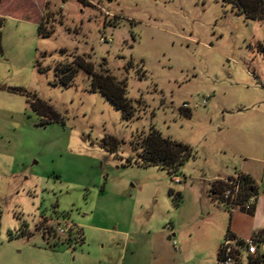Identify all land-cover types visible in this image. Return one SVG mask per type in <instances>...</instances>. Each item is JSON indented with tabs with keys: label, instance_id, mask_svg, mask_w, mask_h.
<instances>
[{
	"label": "rangeland",
	"instance_id": "rangeland-1",
	"mask_svg": "<svg viewBox=\"0 0 264 264\" xmlns=\"http://www.w3.org/2000/svg\"><path fill=\"white\" fill-rule=\"evenodd\" d=\"M262 47L264 23L221 0H0V264H121L139 230H166L177 248L214 235L211 201L227 209L207 180L226 156L204 101L264 95L246 89L264 85ZM75 56L125 82L131 119L83 69L59 82ZM150 127L193 147L176 174L127 163ZM190 252L217 264L213 247Z\"/></svg>",
	"mask_w": 264,
	"mask_h": 264
},
{
	"label": "crops",
	"instance_id": "crops-1",
	"mask_svg": "<svg viewBox=\"0 0 264 264\" xmlns=\"http://www.w3.org/2000/svg\"><path fill=\"white\" fill-rule=\"evenodd\" d=\"M226 89H222L223 97L228 93ZM246 89H256L258 95L259 90L264 89V85L263 82L257 81L255 85H247ZM213 93L214 91L210 94L209 101L215 96ZM206 101V116L209 118V123H212V119L217 120L215 125L217 130L209 133L215 135L214 139H218L213 148L224 158L226 156L223 160L224 165L207 180L210 184L209 189L215 180L225 181L228 178H236L241 173L250 176L254 179L257 190L253 198V212L249 214L240 209L230 212L227 207H225L226 211L221 210L211 201L213 208L208 210L206 215L218 223L214 235L209 230H206V233L202 230V242L192 244L185 242V245L177 248L176 240L171 244L166 241L167 238L174 236L172 234L167 237L166 230H139L134 235L125 237L127 252L125 251L124 256L121 257V264H193L194 258H198L190 252L194 246L213 247L218 264L220 244L228 233L239 238H249L264 228V95L254 99H245V96L225 98L217 106L213 101L210 103ZM186 111L181 107L179 113L184 115ZM186 114L188 115L185 116L186 118H191V109ZM208 137L206 134L205 143ZM213 199L218 201L216 198ZM208 262L209 260L206 259L203 264Z\"/></svg>",
	"mask_w": 264,
	"mask_h": 264
},
{
	"label": "trees",
	"instance_id": "trees-1",
	"mask_svg": "<svg viewBox=\"0 0 264 264\" xmlns=\"http://www.w3.org/2000/svg\"><path fill=\"white\" fill-rule=\"evenodd\" d=\"M225 9L232 14L242 15L246 19L256 20L264 23V0H221ZM47 2L44 3L46 7ZM38 32L42 36H48L43 32L40 24H38ZM264 50V47H262ZM63 52V50H61ZM73 66L67 70H59L62 75L59 77V82L62 85H68L71 83L77 68L83 69L91 78L90 90L99 91L101 95L107 99L115 108L122 112L124 119H131L134 116V108L130 99L126 97V84L116 83L114 79L109 75L98 74L92 69V65L82 59L81 56H75L73 59ZM59 74V73H58ZM34 105L36 103H33ZM49 107V106H48ZM35 108V107H34ZM50 108V107H49ZM189 111L188 108H182ZM51 111V109H49ZM47 111V113L49 112ZM185 112L184 116H188ZM51 113V114H50ZM41 114V113H40ZM45 117L51 115L49 121L56 116L54 112L49 114H41ZM56 119V117H54ZM135 150L139 149L137 158L127 159V163L131 164L134 161L136 164L142 167L156 166L160 169H164L168 174H176L180 167L194 157V150L191 145L185 142H181L170 137H164L159 130L155 127H150L146 136L134 146ZM227 180H237L240 185V191L237 203L242 205L253 194L256 195V183L253 178L246 174H238L236 178H228ZM227 183L223 180H215L212 182L210 192L213 198H216L220 203L221 194L227 187ZM169 195L173 199L174 204L177 205L181 201V193L179 191H173L169 189ZM226 206V203L223 204ZM252 204L248 209L239 207L243 212L251 214L253 212ZM228 209V208H227ZM228 236H232L228 233ZM253 237L264 240V228L258 230ZM219 258V256H218ZM249 264H264V257H257Z\"/></svg>",
	"mask_w": 264,
	"mask_h": 264
},
{
	"label": "built area",
	"instance_id": "built-area-1",
	"mask_svg": "<svg viewBox=\"0 0 264 264\" xmlns=\"http://www.w3.org/2000/svg\"><path fill=\"white\" fill-rule=\"evenodd\" d=\"M107 41H110V39H101V42ZM204 103L206 104L207 101L205 100ZM183 107H188V104L184 103ZM174 182L179 183L180 181L174 179ZM225 182L228 186L221 194V202L222 204L226 203V207L230 212L241 206L248 209L254 204V199L249 197L242 205H238L239 183L237 180H225ZM257 257H264V240L257 239L253 236L239 238L226 235L220 244L218 264H243L244 258L245 263L249 264L250 261H253Z\"/></svg>",
	"mask_w": 264,
	"mask_h": 264
}]
</instances>
